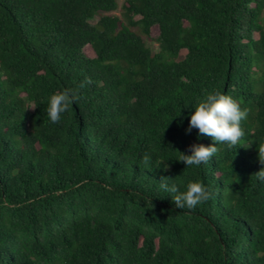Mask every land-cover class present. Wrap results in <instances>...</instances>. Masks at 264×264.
<instances>
[{
	"label": "trees",
	"instance_id": "trees-1",
	"mask_svg": "<svg viewBox=\"0 0 264 264\" xmlns=\"http://www.w3.org/2000/svg\"><path fill=\"white\" fill-rule=\"evenodd\" d=\"M213 91L244 136L187 167ZM262 150L264 0H0V264H264ZM163 178L210 199L176 209Z\"/></svg>",
	"mask_w": 264,
	"mask_h": 264
},
{
	"label": "clouds",
	"instance_id": "clouds-1",
	"mask_svg": "<svg viewBox=\"0 0 264 264\" xmlns=\"http://www.w3.org/2000/svg\"><path fill=\"white\" fill-rule=\"evenodd\" d=\"M87 84H91V80L88 78L81 82L80 87L83 88ZM78 99L77 93L71 89L52 94L48 98L46 108V115L49 121L52 123L59 122L62 115ZM247 115V109H242L231 96L222 94L219 91L209 92L194 107V111L190 114L188 120V126L184 131L187 135L193 129H197L198 137L201 135L211 137L214 143L207 147L198 143L189 145L187 148L189 154L178 151L181 154L179 161L183 162L187 167L199 166L207 163L216 155L218 151L217 145L223 144L228 148L235 147L244 136L241 122L247 118ZM145 163H149L147 158ZM258 179L264 181V171L258 173ZM171 181L173 179H161L159 188L165 193L174 194L172 201L176 209H195L198 205L210 199V192L199 181L189 182L184 191H180L177 184Z\"/></svg>",
	"mask_w": 264,
	"mask_h": 264
},
{
	"label": "rangeland",
	"instance_id": "rangeland-1",
	"mask_svg": "<svg viewBox=\"0 0 264 264\" xmlns=\"http://www.w3.org/2000/svg\"><path fill=\"white\" fill-rule=\"evenodd\" d=\"M117 1L119 5H122L125 0H117ZM159 33H160L159 27L155 26L152 28L151 39H149L148 42L150 43L149 45H151V47L154 50H157L158 48V44L157 42H155V39L158 37ZM256 38H258V35H256ZM86 52L88 53V55L94 56L93 50L91 48H87Z\"/></svg>",
	"mask_w": 264,
	"mask_h": 264
}]
</instances>
